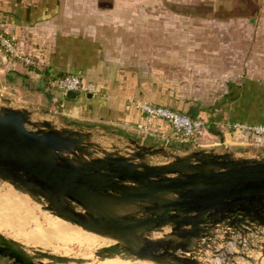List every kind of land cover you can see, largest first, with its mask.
Instances as JSON below:
<instances>
[{
    "label": "crops",
    "instance_id": "0c3cea01",
    "mask_svg": "<svg viewBox=\"0 0 264 264\" xmlns=\"http://www.w3.org/2000/svg\"><path fill=\"white\" fill-rule=\"evenodd\" d=\"M0 33L36 63L25 66L0 46L8 78L43 90L78 75L93 86L76 100L51 89L65 114L168 145L184 139L135 103L195 107L210 144H264L229 128L264 123V0H0ZM206 86L210 105L200 97Z\"/></svg>",
    "mask_w": 264,
    "mask_h": 264
},
{
    "label": "water",
    "instance_id": "95a60500",
    "mask_svg": "<svg viewBox=\"0 0 264 264\" xmlns=\"http://www.w3.org/2000/svg\"><path fill=\"white\" fill-rule=\"evenodd\" d=\"M64 96L78 98L74 92ZM197 112L190 107L187 113L195 118ZM131 144L134 149L126 155L90 151L95 146L87 134L32 122L27 111L4 108L0 180L43 199L63 220L113 241L99 259L114 255L154 264H199L192 256L195 242L208 239L216 226H243V233L264 229V157L198 151L151 165L147 160L163 149ZM0 257L12 264L89 262L29 255L1 234Z\"/></svg>",
    "mask_w": 264,
    "mask_h": 264
},
{
    "label": "rangeland",
    "instance_id": "374dc122",
    "mask_svg": "<svg viewBox=\"0 0 264 264\" xmlns=\"http://www.w3.org/2000/svg\"><path fill=\"white\" fill-rule=\"evenodd\" d=\"M237 10L243 11V5L238 6ZM139 26H142V24H139ZM45 89L48 90L42 92ZM51 89L55 90L47 82L43 90L38 88L35 90L33 86H24L15 77L8 78L0 72V109L24 110L29 113V119L32 122H48L56 129L64 128L85 133L88 135V142L95 146L90 151L103 149L108 152L126 155L134 149L131 142L153 149H163L161 155L147 160L151 165L165 164L171 162L175 157H182L198 151L215 154L230 153L236 159L264 157V144H262V148L255 147L251 146L250 141L244 139L241 150L230 148V146H214L210 144L212 140L203 136V132H205L203 131L194 140L163 145L162 142L151 141L152 138L149 136L144 137L142 134H136L114 125L65 114L63 108H60L57 102L52 101V96H48V94H51ZM210 89H213V87H202L201 93L203 94L200 97H203V104H212V100L210 101L212 97L207 95L208 91H211ZM3 99L8 100L9 103H4ZM25 128L34 130V128L27 125H25ZM96 156L100 157L101 154ZM47 207L48 204L43 199L31 197L15 189L8 182L0 180V234L15 241L29 255L43 252L67 259L88 260L89 262L86 264H93L98 260L114 257V255H111L109 258L102 257L99 259L98 254L102 248L109 245V241L105 245L99 243L98 246L96 244L87 247L84 243L88 245H92V243L69 236L72 231L65 232V230L60 229L58 224L65 223L71 225L70 227L75 226L78 231L84 234L91 233L63 220L50 212ZM68 233L69 235H67ZM208 233L210 235L208 239L195 242L193 247L196 252L192 256L199 264H264V231L261 228L253 227L251 232L243 233V226L235 228L224 223L211 229ZM157 235L154 234V236ZM3 261L12 264L8 260ZM34 262L38 263V261ZM42 262L43 264H52L46 260H42ZM111 264L154 263L131 259Z\"/></svg>",
    "mask_w": 264,
    "mask_h": 264
},
{
    "label": "built area",
    "instance_id": "2783aa9c",
    "mask_svg": "<svg viewBox=\"0 0 264 264\" xmlns=\"http://www.w3.org/2000/svg\"><path fill=\"white\" fill-rule=\"evenodd\" d=\"M0 46L6 51V54L20 61L26 66L36 65L35 61L30 57L18 52L12 39L0 33ZM51 88L65 95L68 92L74 93H92L93 86L87 84L78 75H65L56 77L48 81ZM135 107L140 113L148 119H161L166 121L172 130L185 140H194L198 138L205 129V124L198 118L183 115L175 110L167 107L157 106L149 103H135ZM233 131L246 134L260 141L264 140V125H248L236 123L230 125ZM226 147V146H224ZM257 229L259 227H256ZM264 231L263 228H261Z\"/></svg>",
    "mask_w": 264,
    "mask_h": 264
},
{
    "label": "bare ground",
    "instance_id": "6f19581e",
    "mask_svg": "<svg viewBox=\"0 0 264 264\" xmlns=\"http://www.w3.org/2000/svg\"><path fill=\"white\" fill-rule=\"evenodd\" d=\"M0 111H1V109H0ZM3 181V180H2ZM5 182V181H4ZM7 182V181H6ZM9 183V182H8ZM10 184V183H9ZM11 185V184H10ZM6 188H8L9 189V187L8 186H6ZM10 190V189H9ZM12 191V190H11ZM14 192V191H13ZM15 193V192H14ZM60 222H61V220H60ZM58 225H60V229H62V230H65V232L66 231H72V233L69 235V233L67 234V235H69V236H72V237H77L78 238V240L80 239V240H84V241H86V242H89V243H92V245H88V244H85L84 243V245H86L87 247L88 246H94V245H96L97 244V246H98V244L99 243H101L102 245H105V244H107L108 243V241H109V245H107L106 247H110L114 242L113 241H111V240H109V239H107V238H105V237H101V236H98V235H95V234H84V233H82V232H80V231H78L76 228H75V226L74 227H70L69 225H67V224H62V223H59ZM60 231V230H59ZM97 248V247H96ZM99 248V247H98ZM105 248V247H104ZM95 250V249H94ZM106 258H109V256L108 257H106ZM101 259V258H100ZM129 261V260H131V259H126V258H124V257H121V256H114V257H110L109 259H102V260H98V261H96L95 263H93V264H111V263H117V262H120V261ZM139 263H141V262H139Z\"/></svg>",
    "mask_w": 264,
    "mask_h": 264
},
{
    "label": "trees",
    "instance_id": "16d2710c",
    "mask_svg": "<svg viewBox=\"0 0 264 264\" xmlns=\"http://www.w3.org/2000/svg\"><path fill=\"white\" fill-rule=\"evenodd\" d=\"M64 76H65V75H64ZM59 77H61V76H59ZM50 95H51V94H48L49 97H50ZM61 97H62V98H61ZM61 97H60L59 100H61V99H65V96H64V95H62ZM188 108H189V107H186L185 110H181V112H179V113H181V114H183V115H187V116H189L188 113H187V112H188ZM170 109H172V108H170ZM172 110H174V109H172ZM177 112H178V111H177ZM195 118H198V117H195ZM198 119H200V118H198ZM200 120H201V119H200ZM262 125H264V123H263ZM184 140H185V139H184Z\"/></svg>",
    "mask_w": 264,
    "mask_h": 264
}]
</instances>
